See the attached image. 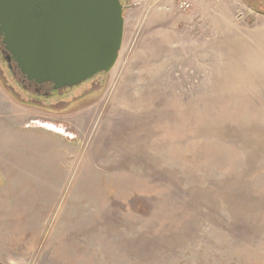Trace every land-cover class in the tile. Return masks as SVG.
<instances>
[{"label":"rangeland","instance_id":"obj_1","mask_svg":"<svg viewBox=\"0 0 264 264\" xmlns=\"http://www.w3.org/2000/svg\"><path fill=\"white\" fill-rule=\"evenodd\" d=\"M121 1L114 67L72 87L0 39V264H264V14Z\"/></svg>","mask_w":264,"mask_h":264},{"label":"water","instance_id":"obj_2","mask_svg":"<svg viewBox=\"0 0 264 264\" xmlns=\"http://www.w3.org/2000/svg\"><path fill=\"white\" fill-rule=\"evenodd\" d=\"M123 33L121 0H0L4 48L26 81L55 90L108 73Z\"/></svg>","mask_w":264,"mask_h":264},{"label":"flooded vegetation","instance_id":"obj_3","mask_svg":"<svg viewBox=\"0 0 264 264\" xmlns=\"http://www.w3.org/2000/svg\"><path fill=\"white\" fill-rule=\"evenodd\" d=\"M254 3L257 7H260L262 9H264V2H261L260 0H253ZM0 39H1V42H2V36L0 35ZM3 44V42H2ZM2 53H3V57L4 59L7 61V64L8 66L12 69V74H15L17 71L19 72L16 64H15V61L13 60V58L11 57V55L4 49V44H3V49H2ZM20 81H23V83L26 85V86H30V87H33L34 89H39L43 86H45L46 84H35L34 82L32 81H26V80H23V79H20ZM47 87L50 88V90L52 91L53 87L52 85L50 84H47ZM55 90V89H53Z\"/></svg>","mask_w":264,"mask_h":264},{"label":"built area","instance_id":"obj_4","mask_svg":"<svg viewBox=\"0 0 264 264\" xmlns=\"http://www.w3.org/2000/svg\"><path fill=\"white\" fill-rule=\"evenodd\" d=\"M190 6H191V3H189L188 1L183 0L178 3V9L182 11L189 9Z\"/></svg>","mask_w":264,"mask_h":264},{"label":"trees","instance_id":"obj_5","mask_svg":"<svg viewBox=\"0 0 264 264\" xmlns=\"http://www.w3.org/2000/svg\"><path fill=\"white\" fill-rule=\"evenodd\" d=\"M257 8H258V7H257ZM254 9H256V8H254ZM258 9H259L260 11L257 10V9H256V10L264 14V9H261V8H258Z\"/></svg>","mask_w":264,"mask_h":264},{"label":"crops","instance_id":"obj_6","mask_svg":"<svg viewBox=\"0 0 264 264\" xmlns=\"http://www.w3.org/2000/svg\"><path fill=\"white\" fill-rule=\"evenodd\" d=\"M218 2H219V1H218ZM218 2H217V3H218Z\"/></svg>","mask_w":264,"mask_h":264}]
</instances>
